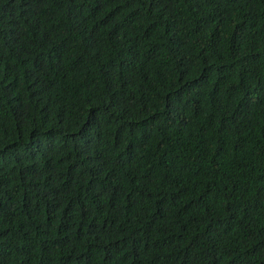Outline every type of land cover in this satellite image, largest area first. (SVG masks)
Wrapping results in <instances>:
<instances>
[{
	"label": "trees",
	"instance_id": "1",
	"mask_svg": "<svg viewBox=\"0 0 264 264\" xmlns=\"http://www.w3.org/2000/svg\"><path fill=\"white\" fill-rule=\"evenodd\" d=\"M0 56V264H264V0H0Z\"/></svg>",
	"mask_w": 264,
	"mask_h": 264
},
{
	"label": "clouds",
	"instance_id": "2",
	"mask_svg": "<svg viewBox=\"0 0 264 264\" xmlns=\"http://www.w3.org/2000/svg\"><path fill=\"white\" fill-rule=\"evenodd\" d=\"M47 41L49 42L51 47L57 49V37H51V38L47 39ZM42 58H44L43 54H41L40 56L36 57L37 60L38 59H42ZM54 60H55V58L50 61V64H49L48 68L51 66V64L54 62ZM0 72H2V74H3V80H4V83H3L4 87L3 88L12 87V88L21 89L18 86V84L16 83L17 77L9 72L8 67H7V63H6L5 59L2 56H0ZM94 162H98V160L88 159L86 164L94 163ZM195 171H196V168L193 170L192 173L194 174ZM213 178L214 177L211 176L210 180H212ZM202 199H203V196H202L201 193H199V195L197 196L196 200L197 201H201ZM164 201H165V203L166 202L175 203L176 206L180 210V215H182L181 214L180 199H179V196L177 195V193H170L169 195H166ZM143 213H145V214L149 213V209L148 208H144ZM165 222H166V224L170 225L171 232L176 234V235H180V236L188 235V233L190 231V229L188 228V226H186V223L184 222V220L182 218H181L180 221H177V218H175V217L166 216ZM113 228L117 230L118 224H116Z\"/></svg>",
	"mask_w": 264,
	"mask_h": 264
}]
</instances>
